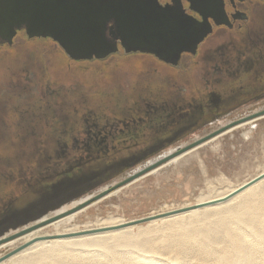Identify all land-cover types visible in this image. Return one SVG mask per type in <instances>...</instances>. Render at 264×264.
Masks as SVG:
<instances>
[{
  "label": "rangeland",
  "instance_id": "374dc122",
  "mask_svg": "<svg viewBox=\"0 0 264 264\" xmlns=\"http://www.w3.org/2000/svg\"><path fill=\"white\" fill-rule=\"evenodd\" d=\"M254 23L255 20L251 19L247 24H244L246 29L252 30L249 35L246 34L244 37H241L236 31L222 33L216 31V35L207 40V49L210 50L215 45L217 47L226 44L229 49L245 50V46H252V41L258 43V46L264 44L263 41H260V38L263 37L261 30H259L260 32L257 30L259 27L264 30V20L260 26L254 25ZM233 45L238 47L234 48ZM153 59L146 55H125L123 52H117L103 59L74 61L70 60L57 44H53V40H32L22 34L17 35L13 46H2L0 48V190H2V198L7 200V198L13 197L14 188L22 184H18L14 180L5 181L4 174L6 171L10 172L19 168L26 160L23 157L22 147L18 148V141L25 147L35 146L36 138L29 131L30 125L41 124L40 126H43L52 123V120L60 118L62 115L68 117L67 121L59 122L58 127L56 126L48 132L52 133L47 138L51 144V151L48 152L54 155V151L57 149L56 135L63 132V124L66 123L70 128L75 123L72 117L76 114L75 105L77 103L87 100L92 107L95 98L112 97L118 103L116 107L112 104L109 106L108 101H100L108 106L107 109L113 108L112 110H117L120 113L131 104L130 101L128 103V99L133 100L141 93L148 91L149 83L156 86L155 82L161 80L162 88L167 93L177 90L182 98L197 99L198 90L205 85L204 77L208 76L207 69L205 70L203 65L197 66L194 62L188 63L189 57H187L184 59V66L168 69L155 61L154 63ZM194 59L199 60V57ZM164 73L169 75L166 80L163 78ZM196 91L197 94H194ZM47 99H49L48 105H35V102L40 101L47 103ZM262 111H264V84L257 85L256 88H246L242 94L227 100L219 111H207L198 126L185 132L179 140L131 166H124L82 195L76 196L78 194L75 192L50 209L40 211L36 209L38 210L36 218L6 230L0 236L14 235L37 223L39 219L52 217L63 206L69 207L75 201L82 200L87 196L92 197L107 187L121 182L152 161L164 157L169 151L180 150L220 128L232 125L231 123H238L244 119L247 121V118L252 122L224 133L232 128V126H228L222 132L223 134L220 133L221 135L216 137V140L199 148L195 155L182 157L177 163H172L154 174L147 175L151 172L150 170L143 175L145 177L140 176L138 179H141H135L137 181L133 180L128 183L129 185L120 187L123 189L118 194L111 196L108 194L105 196L106 198L94 201L88 205L84 212L72 219L70 224L84 227L85 224H95L97 221L113 217L125 218L128 221L149 217L153 213L164 210L167 212L168 209L179 208L184 204H193L203 194L215 195L217 191V193L220 190L224 192L245 182H254L251 179L264 171V113ZM43 112L50 114L49 121L35 120L37 117L34 120L31 118ZM54 115L59 116L55 117ZM36 129V132H39V128ZM247 131H250L248 136L245 135ZM76 132L70 131V134ZM1 139L5 142H1ZM64 139L68 140L69 144H73V138L70 136L66 135ZM23 141H25L24 144ZM29 149L33 151L32 148ZM117 150H111L109 153L111 158L117 154V157L126 156L130 150L136 149L118 148ZM73 154L79 153L74 151ZM83 157L85 159L87 156L83 155ZM37 160L42 166L39 171H44L42 174L44 176H48L49 173H60L65 169L61 166L49 167L51 164L45 161L44 155L37 157ZM72 160V158L69 159L70 163ZM74 160V162L78 161L76 158ZM166 162L159 165L158 168L167 164ZM39 174L41 176V173ZM27 188L25 187V189ZM64 188H59L55 195L64 192ZM68 190L71 191L73 188ZM257 190L264 194V183ZM58 201L53 202L57 203ZM151 225L155 228L157 226L159 229L164 228L163 222L156 224L147 221L137 224L134 231L136 232L138 227L147 228ZM43 231L51 232L53 227L50 225V227L43 228ZM10 241L0 246V259L24 243L23 240H20L13 246H8ZM167 256L163 252L159 255L153 253L158 264H163L164 259L169 264ZM4 264H11V262L6 259Z\"/></svg>",
  "mask_w": 264,
  "mask_h": 264
},
{
  "label": "flooded vegetation",
  "instance_id": "af4514ba",
  "mask_svg": "<svg viewBox=\"0 0 264 264\" xmlns=\"http://www.w3.org/2000/svg\"><path fill=\"white\" fill-rule=\"evenodd\" d=\"M158 2L164 8H173L178 13L184 12L189 19L203 21L205 17L211 23L212 31L198 44L195 52H182L175 63L162 60L149 53L125 52L121 47L118 52H123L125 55L139 54L153 57V62L155 61L168 69L184 66V59L187 57H189L188 63L194 62L197 66L203 65V68L207 69L208 76L204 77L205 85L198 90V94L197 91L194 92L197 94L198 100L182 98L177 90L167 93L162 88L161 80L155 82L156 86L149 83L148 91L141 93L133 100L128 99V103L130 101L131 104L120 113L117 110V112L112 110L113 108L107 109L108 106L104 105L103 102L108 101L109 106L112 104L116 107L118 103L112 97L106 96L104 99L97 97L92 107L87 100L77 103L75 105L76 114L72 117L75 123L70 128L66 123L63 124V132L56 135L57 149L54 151V155L48 152L51 149V144L47 138L52 134L48 132L56 128L59 122L67 121L68 117L62 115L60 118L52 120V123L43 126H40L41 124L30 125L29 131L36 138L35 146L25 147L18 141V148L22 147L23 157L26 160L19 168L10 172L6 171L4 174L5 181L14 180L18 184H22L14 188L13 197L7 198V200L2 198V190H0V234L36 218L38 211L36 209L39 211L50 209L75 192L78 194L76 196L82 195L124 166H131L159 149L174 143L185 132L195 129L207 111L217 112L226 104L227 100L242 94L246 88H256L257 85L264 84V44L258 46V43L252 41V46H245V50L229 49L226 44L217 47L215 45L208 50L206 43L217 32L236 31L241 37L249 35L252 30L246 29L244 24L253 19L255 20L254 25L260 26L264 20V0H158ZM257 30H261V35L264 37V30L261 27ZM21 34L32 40L47 41L50 39L29 38L24 30L17 33V35ZM17 35L12 44L2 43L0 48L6 45L13 46ZM263 37L260 38V41L264 42ZM53 44L57 43L53 41ZM233 47L237 48L238 46L233 45ZM60 49L62 50L61 47ZM198 57L199 60L194 59ZM69 59L74 60L70 57ZM92 60L97 59L93 58ZM74 61L84 62L87 60ZM163 78L166 80L169 75L164 73ZM47 100V103L40 101L35 102V105L46 106L49 104V99ZM49 117V113L43 112L31 118L49 121ZM37 127L39 132H36ZM41 127L44 129H40ZM43 130L46 131L42 132ZM70 131L77 132L71 133V135ZM66 135L73 138V144H69L68 140L64 139ZM3 141L1 139V142ZM29 148H32L33 151H30ZM118 148H135L136 150H130V153L123 157H117V154L111 158L109 155L111 150L116 151ZM74 151L79 154L74 155ZM40 155L46 157L47 163L50 162L49 167L61 166L65 169L60 173L42 175L44 171H39L42 166L37 160ZM83 155L87 157L84 159ZM71 158L73 160L70 163L69 159ZM74 158L78 161L74 162ZM37 171L41 173V176ZM68 185L69 187H66ZM25 187L28 188L25 189ZM70 187L73 190L69 191ZM59 188H64L65 191L55 195ZM56 200L59 201L53 202Z\"/></svg>",
  "mask_w": 264,
  "mask_h": 264
},
{
  "label": "bare ground",
  "instance_id": "6f19581e",
  "mask_svg": "<svg viewBox=\"0 0 264 264\" xmlns=\"http://www.w3.org/2000/svg\"><path fill=\"white\" fill-rule=\"evenodd\" d=\"M248 119L235 122L237 124L230 125L232 128L224 133L252 122ZM249 133L247 131L245 135ZM220 135L184 150L147 175L177 163L182 157L195 155L199 148ZM175 152L169 151L155 161ZM262 178L264 171L251 179L254 182L248 181L224 192L220 190L215 195L203 194L193 204L153 213L150 223L163 222V229L151 225L138 227L135 232L137 224L127 225L134 220L115 217L85 224L84 227L71 225L70 221L88 206L51 220L91 198L87 196L18 232L21 233L19 238L7 245L13 246L20 240L24 243L6 259L11 264H158L153 253L159 255L163 252L168 255L169 264H264V194L257 190L264 183ZM122 189L108 196L118 194ZM50 225L53 231H43ZM6 237L10 236H0V239ZM6 259L0 260V264H4ZM164 260L163 264H167Z\"/></svg>",
  "mask_w": 264,
  "mask_h": 264
},
{
  "label": "water",
  "instance_id": "95a60500",
  "mask_svg": "<svg viewBox=\"0 0 264 264\" xmlns=\"http://www.w3.org/2000/svg\"><path fill=\"white\" fill-rule=\"evenodd\" d=\"M22 30L29 38L52 39L74 60L103 59L118 52L121 47L125 52L149 53L175 63L182 52L196 51L198 44L212 31V25L205 17L203 21H197L187 18L184 12L178 13L173 8H164L158 0H0V44H12L14 37ZM101 30L109 38L107 46L86 40L68 39L70 31L87 35ZM228 126L194 141L164 159L146 165L121 182L107 187L51 220L73 213L105 197L184 150L222 133ZM165 215L166 213L161 216ZM149 220L150 216L135 219L127 225L141 224ZM20 234L0 239V244L13 240ZM16 251L8 253L0 260L10 257Z\"/></svg>",
  "mask_w": 264,
  "mask_h": 264
},
{
  "label": "snow or ice",
  "instance_id": "6c2138e0",
  "mask_svg": "<svg viewBox=\"0 0 264 264\" xmlns=\"http://www.w3.org/2000/svg\"><path fill=\"white\" fill-rule=\"evenodd\" d=\"M68 39L71 40H86L94 42L100 46H107L109 43V38L106 37L103 33V31H94L90 32L87 35H81L74 33L72 31L69 32Z\"/></svg>",
  "mask_w": 264,
  "mask_h": 264
}]
</instances>
